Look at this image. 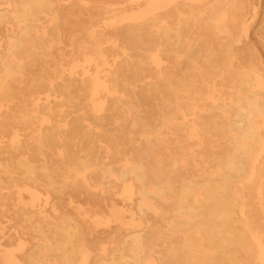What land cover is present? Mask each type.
<instances>
[{
	"label": "bare ground",
	"instance_id": "1",
	"mask_svg": "<svg viewBox=\"0 0 264 264\" xmlns=\"http://www.w3.org/2000/svg\"><path fill=\"white\" fill-rule=\"evenodd\" d=\"M13 1L12 8H0V25L9 23V18L15 21L0 36L3 89L10 76L25 74V61L38 52L42 42L35 17L43 0ZM201 1L179 0L176 4ZM238 8L243 7L237 1L234 10ZM174 9L166 17L183 13L182 8ZM220 9L212 11L217 14ZM155 22L164 23V19L147 24L152 27ZM162 26L160 37L166 39L170 30ZM113 35L127 37L136 53L138 45L152 49L159 45L157 32L153 35L143 26ZM100 36H89L92 53L104 52ZM86 61L98 70L97 61ZM49 62L63 72L50 73L49 80L38 75L43 82L36 89L52 88L53 97L35 109L45 116L30 114L29 121L23 115L19 125L23 131L11 132L12 115L0 113V130L8 133L0 132V224L6 223L12 209L21 226L20 231L6 235L0 246V264H223L217 256L209 258L210 251L236 257L239 247L248 255L241 263L264 264V229L252 228L250 220H258L257 215L243 210L261 174L254 151L261 145L256 121L264 102L243 101L254 96L249 82L239 83L237 90L243 96L230 105L234 122H215L214 118L199 122L198 72L183 73L175 62L171 67L177 68L176 73L169 72L160 59L146 62L135 56L119 59L108 68L110 72L80 78L68 74L74 66L84 65L77 60L65 65L62 58ZM186 63V69H198L191 58ZM38 66V71L48 67L46 60ZM182 91L192 95L184 96ZM19 92L27 95L31 90L23 86ZM21 99L14 110L26 109L28 101ZM215 131L229 133L232 151L214 157L210 171H200L205 160L196 146L203 142L201 134ZM15 187L26 190L28 202L15 195L20 190ZM58 193L54 195L57 200L49 198ZM36 204L39 207H33ZM101 207L105 211L97 219ZM128 212L139 214L142 228L136 229L131 218L129 226L123 222L122 214ZM238 222L243 225L239 230ZM99 224L106 226L99 228ZM102 234L111 240L109 249L97 247ZM226 234H237L239 245L223 248L220 240ZM32 237L34 241L26 247L24 243ZM254 253L258 262L253 260Z\"/></svg>",
	"mask_w": 264,
	"mask_h": 264
},
{
	"label": "rangeland",
	"instance_id": "2",
	"mask_svg": "<svg viewBox=\"0 0 264 264\" xmlns=\"http://www.w3.org/2000/svg\"><path fill=\"white\" fill-rule=\"evenodd\" d=\"M237 1L240 7L243 8L234 10V3ZM177 2L179 0H43V7L40 8L37 17H35L42 40L38 52H32L29 60L25 61L28 68L24 69V75L10 76L5 80L6 89L0 86V113L4 111V113L12 115V124L8 127L9 131L22 130L19 125L24 119L23 115L29 121L31 119L30 114H38L40 118L45 116L41 112L35 113V109L37 104L53 97L51 94L52 88L36 89V85L43 82L38 75L44 76V80H49L50 73L63 72V70H60L61 68L57 70L58 65L54 67V64L49 62V60L58 62L61 58L64 65L71 60H77L79 64H84L74 66L73 73L68 72L69 75L77 78L83 77L87 73L104 74L110 72L108 68L116 65L119 59L133 60L135 56L146 60V62H150L153 58L160 59L162 63H166V69L169 72L176 73V69L179 67H182V72L186 74L192 72L196 74L198 72L196 75L200 81V102L202 104L200 110L196 113L199 122H207L210 118H214L215 122H234V108H230V105L233 99L242 98L243 95L239 94L237 89L240 88L239 83L243 80L249 82L252 86L251 92L254 91L253 97L250 96L252 93L248 92L250 97L243 99V101L258 100L263 104L264 0H202L200 3L188 5H178ZM13 3V0H0V8L10 9ZM210 5H212V9H221L215 14ZM172 7L175 8L173 12L182 8L183 13H174L173 16L166 17ZM155 19H164V23L155 22L152 27L147 24L150 20ZM8 22L0 25V36L7 32L6 27L15 25V21L11 18ZM162 24L170 30V33L166 34V39L163 36L160 37L163 30ZM139 26L147 28L153 35H156L157 32L156 40L159 45L155 49L138 45L136 47L138 53H136L134 46L129 43L127 37H115L113 35L119 30L139 28ZM174 28L178 30V37ZM220 28L221 31L219 32L218 29ZM91 34L96 37L101 35L102 43L100 47L103 48L104 54L92 53L93 49L89 38ZM48 43L50 44L49 47H45ZM44 48H47L45 53H40ZM188 58L197 62V70L185 68L187 65L186 59ZM87 59L97 61L94 66L101 71L95 70L91 66L93 64L88 65L87 63L90 62H87ZM44 60H46L48 66L47 70L38 71L40 67L38 65ZM173 62H175L176 69L171 67ZM231 71L236 73L228 76ZM23 86H29L31 92L27 95L20 94L19 90ZM245 88L248 89V87ZM8 91L10 92L7 93ZM182 95L187 96L192 95V93L182 91ZM21 98L28 101V103L25 102L26 109L14 110L15 106H19ZM89 106L91 108V105ZM197 109L199 108L197 107ZM63 114L67 115V110ZM33 120L38 122L34 117ZM182 121L184 122L185 119L183 118ZM256 122L258 123V133L261 135V145L257 146L254 151V154H257L255 165L256 169L261 170V174L256 181V189L252 188L251 201L249 205L248 203L245 205L243 210L245 214L253 212L257 215L258 220L253 222L250 220L249 225L252 228L255 229L260 226L264 229V213L262 211L264 210V109ZM0 132L8 135V133L1 130ZM201 135L203 142L201 145H197L196 149H198V155H202L204 158L205 166L200 165L199 169L200 171H203V169L210 171L212 169V159L230 153L233 142L229 137V133L223 131H215L213 135L207 133ZM250 146L249 142L248 147ZM242 182H245V179ZM12 189L17 190L20 187ZM60 193L51 194L49 198L53 201L57 200L54 195ZM17 194L24 202L29 201L25 189H20L19 192L15 193V195ZM110 198L115 203L119 202L111 196ZM33 207L36 208L39 205L36 204ZM102 211H105L104 207L97 211L99 215L97 219L102 217ZM11 213L12 209L6 223L0 224V246L7 239V234L21 230L19 219ZM138 216L137 212L132 215L128 212L122 214V220L129 226V218H131L132 225H137L135 228L140 229L143 227V220L139 219ZM110 224L114 225V222L112 221ZM1 225L4 226L3 229ZM208 225L212 227L214 225L213 221ZM104 226L106 225L99 224V228ZM242 227V223L238 222L237 229L239 230ZM2 232L5 233V238L1 237ZM236 235L226 234L220 240L223 248L238 246L239 240ZM33 237L24 243L26 247H29L34 241ZM99 238L100 241L97 242V247L109 249L111 246L109 237L102 234ZM99 252L100 249L97 250V253ZM235 253L236 257L229 253L221 252L217 254L210 251L209 258L214 259L217 256L223 264H243L240 261L248 258V255L242 253L240 247L236 249ZM252 256L254 262H258L254 259L256 253Z\"/></svg>",
	"mask_w": 264,
	"mask_h": 264
}]
</instances>
